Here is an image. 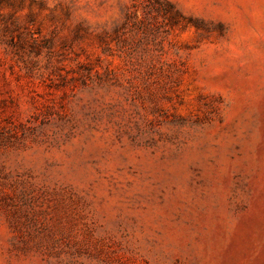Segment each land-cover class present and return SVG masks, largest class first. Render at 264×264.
Segmentation results:
<instances>
[{"label":"rangeland","instance_id":"obj_1","mask_svg":"<svg viewBox=\"0 0 264 264\" xmlns=\"http://www.w3.org/2000/svg\"><path fill=\"white\" fill-rule=\"evenodd\" d=\"M0 264H264V0H0Z\"/></svg>","mask_w":264,"mask_h":264}]
</instances>
